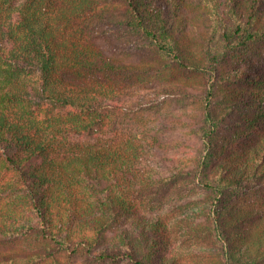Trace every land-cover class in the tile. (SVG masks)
Masks as SVG:
<instances>
[{
  "label": "trees",
  "instance_id": "trees-1",
  "mask_svg": "<svg viewBox=\"0 0 264 264\" xmlns=\"http://www.w3.org/2000/svg\"><path fill=\"white\" fill-rule=\"evenodd\" d=\"M104 18L156 59L108 55ZM263 56L264 0H0V264H264L247 200L264 187ZM173 184L201 190L181 217L155 212ZM181 238L209 247L189 261Z\"/></svg>",
  "mask_w": 264,
  "mask_h": 264
},
{
  "label": "rangeland",
  "instance_id": "rangeland-1",
  "mask_svg": "<svg viewBox=\"0 0 264 264\" xmlns=\"http://www.w3.org/2000/svg\"><path fill=\"white\" fill-rule=\"evenodd\" d=\"M94 35L101 47L106 53L112 57H118L128 64H135L141 62H148L156 59L155 52L153 49L146 45L144 38L137 32L129 29L124 24L119 23L114 18H104L97 22L94 28ZM255 66L257 71H264V56L255 60ZM143 94H149V89L142 90ZM149 99L155 103H160L165 100V96L157 99L156 95L150 94ZM154 103V104H155ZM170 101L162 107L164 109L169 108ZM173 110H177L175 107ZM174 151L168 152V159L163 158V152H157L154 157V164L159 168V174L169 175L171 167H174L171 158L174 157ZM179 190V186L173 184L169 187L165 195L158 202L155 212H165L170 215L182 216L181 207L192 197L198 195L201 190L193 189ZM262 191L256 192L259 189H255L253 193L247 196V200L257 205H264V187H260ZM188 211L184 209V212ZM183 238L180 239L179 243L176 244L177 251H183L186 255V259L192 261L194 256L192 254L198 253L199 249H208L209 241L204 240H192V242H182ZM40 245L34 242H23L16 241L14 244H8L7 248L15 249L19 253H31L32 249L39 248ZM61 255V254H59ZM84 258L80 256L66 258L61 264H84ZM50 264V261L48 262Z\"/></svg>",
  "mask_w": 264,
  "mask_h": 264
}]
</instances>
